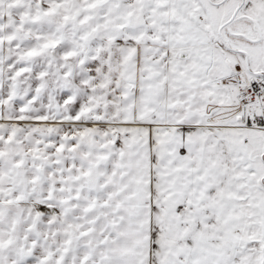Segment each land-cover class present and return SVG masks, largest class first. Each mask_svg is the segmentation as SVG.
I'll list each match as a JSON object with an SVG mask.
<instances>
[{
  "label": "snow or ice",
  "instance_id": "1",
  "mask_svg": "<svg viewBox=\"0 0 264 264\" xmlns=\"http://www.w3.org/2000/svg\"><path fill=\"white\" fill-rule=\"evenodd\" d=\"M0 264H264V0H0Z\"/></svg>",
  "mask_w": 264,
  "mask_h": 264
}]
</instances>
